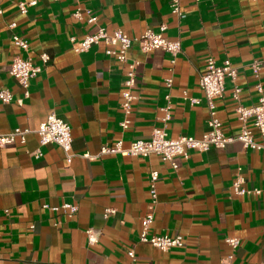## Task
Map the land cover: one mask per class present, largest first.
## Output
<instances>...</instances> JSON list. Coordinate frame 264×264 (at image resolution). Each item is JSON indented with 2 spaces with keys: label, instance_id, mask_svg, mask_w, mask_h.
<instances>
[{
  "label": "crops",
  "instance_id": "1",
  "mask_svg": "<svg viewBox=\"0 0 264 264\" xmlns=\"http://www.w3.org/2000/svg\"><path fill=\"white\" fill-rule=\"evenodd\" d=\"M20 1L33 0H0V89L14 95L13 101L0 102V133L36 129L55 112L70 124L73 158L68 162L56 143L41 145L35 132L25 143L0 147V264L264 261V149L235 141L224 148L190 150L187 157H176L177 168L157 154L100 153L119 141L128 147L148 139L155 128L164 127L170 138L202 136L210 109L200 77L209 57L219 65L229 59L238 68L235 82L227 78L223 94L214 98V109L225 134H239L238 105L259 102L257 82L264 90V0H179L181 16L173 12V0H35L26 13ZM78 10L83 18L75 16ZM90 16L96 21L89 22ZM161 24L167 25L169 39L181 41L175 64L165 50L144 52L136 40ZM98 26L110 33L121 29L135 39L128 50L129 60L138 62L129 113L122 107L127 65L108 54L103 41L75 51ZM15 34L28 40V51L14 43ZM42 53L50 59L30 80L25 97L9 73L11 62L30 56L39 63ZM256 61L261 62L258 76ZM168 106L171 118L165 122ZM248 126L260 141L252 119ZM152 170L159 173L156 203ZM238 173L246 187L262 191L235 194ZM66 203L76 204L77 211L71 215ZM107 209L114 210L108 217ZM150 212L151 232L180 234L184 246L163 251L140 241L142 217ZM88 230L96 242H89ZM229 237L240 239L236 249Z\"/></svg>",
  "mask_w": 264,
  "mask_h": 264
},
{
  "label": "built area",
  "instance_id": "2",
  "mask_svg": "<svg viewBox=\"0 0 264 264\" xmlns=\"http://www.w3.org/2000/svg\"><path fill=\"white\" fill-rule=\"evenodd\" d=\"M36 1L31 2L20 1L19 8L22 13L27 12V5L34 4ZM172 10L178 16L182 15L179 0H173ZM75 16L83 18L81 10L75 12ZM89 22H95L96 17L90 16L87 19ZM15 23L10 26L13 27ZM167 29L166 24H161L158 30L148 28L140 37L136 40L142 51L148 52L153 49H163L171 55V63L175 64L176 60L182 50L181 41L179 39L171 40L165 35ZM134 38L130 37L126 32L121 29H117L110 33L104 26H98L95 33L88 34L82 40L81 44L75 48L76 52H84L88 50L92 45L105 42L108 46L107 53L115 56L120 62L127 65L126 78L123 82L125 88L122 92L123 100L122 107L126 113H129L132 109V102L135 96L132 93V87L136 80V66L137 61L129 60L128 50ZM14 43L25 51L29 49V42L27 39L17 34L13 35ZM50 57L47 53L40 55V62H35L30 56H16L13 58L9 73L17 79L19 84L24 90V96L28 97L30 94L29 86L30 80L38 76L44 69V66L48 63ZM261 62L256 61L252 64L256 76ZM238 74V68L233 66L229 59L223 61L222 64H217L213 57L207 58L204 72L200 77V86L205 93V97L210 109V117L208 120V130L200 137L181 135L177 138L168 137L167 130L162 128H155L148 139H139L133 141L128 147H124L122 141H119L115 145H106L101 148V154L106 153H120L122 155H141L148 157L152 154H157L161 158L169 162L173 168H177L178 164L176 157L188 156L190 150L206 151L211 147L224 148L227 144L235 141H239L245 148L252 149H264V90L261 82L256 83V88L260 93L259 102L253 106H244L239 104L237 111L239 119L242 122V128L237 135H227L223 131L222 122L216 116L214 98L223 94L226 85V79L230 78L235 82ZM166 84L171 87L173 84V77L170 76L166 79ZM240 88H235V97L239 98ZM169 97V96H167ZM14 100L13 92L8 88L0 89V102L9 103ZM193 102H198L197 99H192ZM19 103H22V99H18ZM166 114L163 118L167 122L171 118L169 112V106L165 108ZM252 119L253 126L257 130L260 136V141L255 139L254 129L248 126L249 120ZM124 127L127 126L126 122H123ZM35 132L39 135V142L41 145L48 143L58 144L65 152L68 162H71L73 154L70 150L72 148V133L70 124L59 117L55 112L49 114L47 119L40 123L36 129L16 127L8 133H0V147L14 144L17 140L25 143L27 134ZM35 154L40 156L42 152L36 150ZM89 156V154H86ZM159 178V173L156 170L150 172V192L152 202L157 201V188L156 182ZM233 192L238 195L260 193L261 189H250L245 186V178L241 173H238L236 180L233 182ZM69 213L74 214L78 206L76 204L66 203L63 205ZM8 211V210H7ZM113 209H107L105 216L113 213ZM154 221L153 212L147 213L142 217L141 225L142 230L140 232L139 240L142 242H148L154 247L163 251H168L174 247H182L185 244L184 237L180 234H154L151 232V225ZM89 242H96L97 238L95 233L88 230ZM227 242L236 249L240 245V239L237 237L227 238ZM130 256L134 257V251H129ZM257 264H264V261Z\"/></svg>",
  "mask_w": 264,
  "mask_h": 264
}]
</instances>
